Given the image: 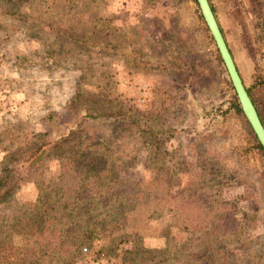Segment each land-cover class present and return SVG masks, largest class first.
Returning a JSON list of instances; mask_svg holds the SVG:
<instances>
[{
	"label": "rangeland",
	"instance_id": "rangeland-1",
	"mask_svg": "<svg viewBox=\"0 0 264 264\" xmlns=\"http://www.w3.org/2000/svg\"><path fill=\"white\" fill-rule=\"evenodd\" d=\"M210 2L264 106V0ZM200 16L196 0H0V175L16 185L0 204V264L10 253L22 264H190L203 251L215 264L221 247L230 264H264V155ZM80 129L130 136L121 158L133 164L107 156L90 177L94 192L113 197L119 181L136 191L129 219L65 197L74 177L58 178L57 142ZM31 211L39 229L22 226Z\"/></svg>",
	"mask_w": 264,
	"mask_h": 264
},
{
	"label": "trees",
	"instance_id": "trees-1",
	"mask_svg": "<svg viewBox=\"0 0 264 264\" xmlns=\"http://www.w3.org/2000/svg\"><path fill=\"white\" fill-rule=\"evenodd\" d=\"M209 2H210V0H209ZM210 5H211V8L214 12V8H213V5L211 4V2H210ZM14 13L15 12H13L11 14H14ZM214 14H215V12H214ZM215 17H216V15H215ZM200 18L202 19L201 16H200ZM216 19H217V17H216ZM217 22H218V19H217ZM218 24H219V22H218ZM219 27H220L221 32L223 34V31H222L220 24H219ZM0 28H1V30H2V28L6 29V26L0 25ZM205 30L207 33L209 32L207 27H205ZM223 36H224V34H223ZM69 38L76 41V39L73 36H69ZM76 42H78V40ZM79 43H81L82 46H84V44H85V42L81 41V39H79ZM230 52H231V50H230ZM232 56H233V54H232ZM218 60L223 64V62L219 56V53H218ZM237 69H238V67H237ZM238 71H239V69H238ZM240 76H241V74H240ZM241 78H242V76H241ZM242 80H243V78H242ZM243 82H244V80H243ZM230 85H231V83H230ZM245 86H246V89L248 91V94H249L253 104L255 105V108L257 110L259 118H260V120L264 126V106L260 103V99L257 95V91L254 90V88L247 86L246 84H245ZM231 87H232V85H231ZM233 108H234L235 112L237 113V115L239 116L240 120L243 122L245 128L249 132V135L251 136L255 147L260 149L264 155V150H263L262 146L260 145V143L258 142V140H257L252 128L250 127L247 119L245 118V116L241 110L240 104L237 100V97L233 103ZM92 111L93 112L96 111L95 108H92ZM120 114L121 113H118V117ZM107 115H109V112H104V113H100V114H98V113L97 114H90V109L87 112V116H90V117L107 116ZM120 116H123V115H120ZM133 121H135V120L133 119ZM121 123L118 124L116 130L119 128V126L122 125ZM102 125H103V127H105L104 123H102ZM103 127H101V129ZM102 136L104 139H101ZM102 136H101V134L96 135V132H94V131L90 132V130L85 131L84 129H80L77 131L76 130L72 131L69 135L61 138L57 143H59V146H61L62 151H63L61 153V156L63 159V163L61 165V171H63V173L59 174L58 178L64 179L65 176L74 177L72 182L69 185V188L67 190H65V192H66L65 197L66 198H68L69 196L72 197V199H71L72 202H75L78 205H86L87 208L90 205H95L97 203H100V205H101V207H99L100 210H102V208L104 207V209L107 211V208H109V212H108L109 216H112L113 214H111V212H113L114 214H116L120 217L126 215L129 219L133 215V211H134L135 206H131V202L133 204V201H135V199H133V197L136 196V191L130 190L123 183V181L122 182L119 181L120 183H119V185H117V191L114 193V195L112 194L113 197H111V191L110 192H104L103 194H102L101 190L99 192H94L93 189L98 190L99 188H96L95 186H93L90 183V177H91V172H93V171L102 173L98 166L100 165L102 160L105 159V157H107V156H109L110 158L113 159V164L115 163L116 165H119V166L127 167V166H131L133 164V162L127 161V160L121 158V153H124L123 150L126 149L130 145V144H128V142L126 143L128 137H130V136L123 134L122 136H120V139H118V138L115 139L114 135L113 136L107 135V137H106L105 133ZM150 139H151L150 137H148V138L143 137V138H140V142H144V143L145 142H152V140H150ZM83 142L85 144L83 146V150L81 151L79 148H77V145H79L80 143H83ZM108 142H110L111 144L116 146L115 152L113 151V149L110 146H108ZM65 144L67 145L66 148L63 147ZM133 145H136V143ZM92 147L94 149L103 148V150L98 154L97 153L93 154ZM131 150H133V149H131ZM79 151H81L82 157L88 160L87 162H84L82 160L78 161V159L75 156V153L79 152ZM128 155H130V153H128V154L124 153V156H128ZM38 156H40V155H38ZM211 160H212L211 163L205 164V165H207V166L210 165L209 166V169L211 170L210 174H213L211 172L217 173L219 170H218V164H217V162H215L216 159H211ZM205 161L206 160H204V162L201 165H203L205 163ZM150 165H151L150 168L156 170V174L159 175V173L161 171L156 166V164L152 163ZM213 166H215L216 168H214ZM169 173L173 174V172H171L170 166H169ZM169 173H167V174H169ZM215 176H217V175H214V177ZM165 179H170V177L165 178ZM119 180H121V179H119ZM15 186L16 185L13 182V176L10 175L8 168L3 169L2 174L0 175V204L9 201V198L14 193ZM56 191L60 192L58 189H56ZM167 191H168V188H167ZM152 192H153V194L159 196L158 192H155V191H152ZM49 195H51V192L47 195V197H49ZM95 195H104L105 199L100 198L99 200H93ZM54 201H55V198H54ZM126 203L128 204L127 206H125ZM116 210H120L119 214L116 212ZM22 214L24 215V212H22ZM25 216H26V218H25L26 220L21 218L23 221V224H24V225H22L23 227H26L25 222L27 220H29L30 224H35L36 229L40 228V224H37V222H36L37 216H36V213L34 211H31V215L26 214ZM11 229H13V227L10 228V226H6L5 230H3L2 233L9 232V231H11ZM219 254H220L219 258L221 259L222 262L215 263V264H230V260L232 259L234 252H233V250H224V248L221 247ZM9 256H11V253H10V255L3 254L2 259L4 261H6V263H10V264H22V258H13L12 259V256H11V258L8 259ZM5 258H7V259H5ZM205 258L206 257H205L204 251L200 254L199 253L191 254L189 256L190 264H208L209 261Z\"/></svg>",
	"mask_w": 264,
	"mask_h": 264
},
{
	"label": "water",
	"instance_id": "water-1",
	"mask_svg": "<svg viewBox=\"0 0 264 264\" xmlns=\"http://www.w3.org/2000/svg\"><path fill=\"white\" fill-rule=\"evenodd\" d=\"M196 3L226 69L241 110L264 150V126L240 76L229 46L211 8L210 2L209 0H196Z\"/></svg>",
	"mask_w": 264,
	"mask_h": 264
}]
</instances>
